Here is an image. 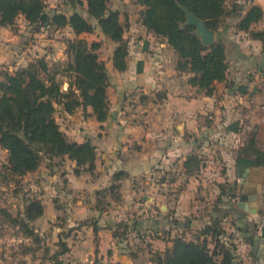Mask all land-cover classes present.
Segmentation results:
<instances>
[{
    "label": "rangeland",
    "instance_id": "374dc122",
    "mask_svg": "<svg viewBox=\"0 0 264 264\" xmlns=\"http://www.w3.org/2000/svg\"><path fill=\"white\" fill-rule=\"evenodd\" d=\"M41 1L45 5V13L50 17L55 13L69 16L76 12L94 26L93 31L75 35L69 27L57 28L53 25L40 27L36 24L32 28L23 16H17L12 27L0 26V81L3 80L5 73L13 74L17 69L30 62L42 59L47 65L48 75L54 77L63 94L69 91V86L74 90V73L67 70L71 59L67 56L66 42L67 40L82 39L89 44L92 42L100 44L96 52L98 60L105 64L109 77L108 87L114 86L115 81L112 78V73L116 74L118 71L113 65L112 58L118 43L113 42L102 33L95 19L89 16L85 4L73 8L67 0ZM253 5L260 6L263 15L257 23L251 25L250 30L264 31V0H224L225 14L218 24L217 31H214V41L218 37H222L226 51L229 48L227 76L222 85L235 93L234 87L236 86L234 85L237 84L235 83L237 78L233 76L236 73L245 75L251 82L249 85L251 90H242L243 88L239 92V89L237 90L238 94L247 96L245 99L254 102L249 106L250 109L248 108V112L252 114L245 113L249 116L248 122L250 116L264 114V70L260 71L256 67V60L260 61L261 58H264V40L255 39L250 32L238 28L240 19ZM108 8L119 12V21L124 29L123 41L127 48L126 70L128 62L134 66V60L138 56L142 59L145 58L151 67L155 66L159 56L162 58L164 67L172 68L171 66H173L175 69L176 54L167 45L164 38L155 36L146 30L142 24L144 7L138 4L137 0H108ZM161 44H164L165 47L160 46ZM235 50H239L249 59H239L233 52ZM135 66L139 71V63ZM180 75L187 76V81L191 76L188 73ZM43 76L46 77V75ZM240 84H237L238 87ZM246 85L247 83H243L242 86ZM108 87L106 89L107 97ZM131 94L138 97L137 102L132 103L133 105H138L139 101L143 102L140 92L131 91ZM155 98L158 97L155 95ZM54 108V119L69 141L75 140L69 137L64 130L70 131L69 134L74 137L80 135L85 128L80 124V117H91L97 121L90 107L85 109L79 107L72 114L66 113L61 104L55 103ZM88 109L91 110V113H87ZM249 123L250 126H242V129L250 131L249 134H245L243 145L246 144L251 134H255L256 146L264 150V118L254 128H252L253 123L251 121ZM70 127H72L71 130ZM85 140L90 139L85 138ZM220 153L219 149L211 153L204 151L199 154L201 157L195 156V163L191 162V168L195 169L193 172L202 182V185L197 189L199 209L194 215L192 213L188 219L191 226L186 233L184 230L175 236L184 235L186 239L190 240L193 236L200 235L199 232L210 226L214 220L217 221L221 233L213 239L208 237L213 241L212 248L215 244L214 241L217 240V250L221 247L228 249L232 254L233 264H264V176L251 174L253 180L261 185L245 182V180H242L241 183L230 180V170L226 167V162ZM208 156H212L214 161L207 163ZM7 158V151L0 146V264H121L120 261H109L114 259L112 254H119L121 261L133 260L137 263L136 259L150 261L154 253L164 252L156 250L154 243L149 241L154 235L142 233L147 229L148 226L145 223H148L147 220H149V217L143 216L144 213H140L147 206L141 205L145 204L144 193H138L132 200L138 209L118 214V219H112L115 224L113 223L111 227L104 226L106 232L104 234L107 237L103 234L104 237L101 238L97 234L98 227L93 225L98 219L96 212L102 213L99 219L105 218L109 214L105 215L104 212L110 209L119 211L120 209L116 208L117 204L120 205L123 200L117 203L110 200V205L100 208L96 204V190L90 191L74 185V183L80 184L83 177L89 176V174L93 175L94 171H88L86 166H76L75 162L66 156L51 158L40 153V163L37 169L18 176L12 175L5 169ZM242 161L250 162L247 159ZM76 170L79 172L78 174H76ZM216 173L221 177L220 182L216 181ZM225 175L227 179H224ZM163 176H160L163 180L173 178L172 175L164 174ZM160 177L154 174L153 183H160L158 182L161 180ZM69 179L74 181L71 182ZM228 179L230 181H227ZM180 182L175 190L177 192L184 188L182 180ZM249 197L251 200H248ZM240 200L248 203V211L237 205ZM34 202H39L42 213L30 220L27 217V208ZM92 202H94V207H92ZM164 203L168 208H171L172 206L177 207L178 202L171 200ZM158 204L160 205V203ZM148 206H153L157 212H160L155 203ZM212 213L215 214V217L212 216ZM185 220L187 219H182L183 224L186 222ZM149 223L151 222L149 221ZM101 224L103 225V223ZM113 230L116 234L115 238H117L115 249L113 245L109 244V247H106L105 242H99L100 238L108 242V231ZM149 236L152 238H147ZM62 244H66V251H63ZM100 245L103 246V249H99ZM258 248L260 253L256 256ZM78 251L82 255H79ZM220 258L218 257V260Z\"/></svg>",
    "mask_w": 264,
    "mask_h": 264
},
{
    "label": "trees",
    "instance_id": "16d2710c",
    "mask_svg": "<svg viewBox=\"0 0 264 264\" xmlns=\"http://www.w3.org/2000/svg\"><path fill=\"white\" fill-rule=\"evenodd\" d=\"M73 8L83 6L94 18L102 33L118 46L113 53V65L118 72L126 70L127 48L123 41V27L119 12L108 8V0H67ZM144 7L142 24L149 33L165 39L177 56L175 70L191 74L189 84L205 95H213L216 84L227 76V51L222 37L205 46L195 34L196 27L187 23L186 12L204 21L205 26L217 31L225 14L224 0H137ZM41 0H0V26H13L21 15L29 26L53 25L69 27L75 35L90 33L94 26L80 14L69 16L55 13L49 16ZM263 15L258 5H253L240 19L238 28L258 40H264V31H252L250 27ZM67 56L71 59L67 70L74 73V90L63 94L47 65L39 59L17 69L13 74L5 73L0 81V146L7 151L4 166L12 175H24L37 169L40 153L49 157H68L78 167H87L93 172L97 156L96 147L90 140L69 141L54 119V104H61L63 110L72 114L77 108L90 107L97 122H104L109 113L106 95L109 77L105 64L98 60V42L67 40ZM43 75H46L44 77ZM256 135L251 134L238 151L237 159H247L254 167L264 168V150L256 146ZM241 156V157H240ZM76 174L79 172L76 170ZM126 173L118 171L111 177L110 185L97 190L96 204L102 208L111 201H121L120 183ZM99 195V197H98ZM101 195V196H100ZM111 200V201H110ZM42 213L39 202L27 208L28 219ZM242 219L241 216H239ZM217 221L202 229L198 236L188 240L184 235L171 239V246L162 253H154L150 260L154 264H233L232 254L211 239L221 233ZM116 234L112 231V238ZM63 251L67 250L62 244ZM218 257H221L218 260Z\"/></svg>",
    "mask_w": 264,
    "mask_h": 264
},
{
    "label": "crops",
    "instance_id": "0c3cea01",
    "mask_svg": "<svg viewBox=\"0 0 264 264\" xmlns=\"http://www.w3.org/2000/svg\"><path fill=\"white\" fill-rule=\"evenodd\" d=\"M160 46L165 47L164 44ZM233 52L241 60L249 59L239 50ZM157 58L159 59L155 66L151 67L145 58L138 56L134 60V66L128 62L125 72L112 73L115 83L107 90L110 110L104 122L79 116L80 124L85 127L82 133L74 137L69 134L70 131L64 132L77 142L89 138L97 151L93 175L83 177L80 184L74 183L77 187L81 186L82 189L90 191L102 190L110 185L114 173L118 171L126 173V178L120 183L123 202L116 207L120 210L110 209L104 212L105 215H109L102 219H99L102 213L96 212L98 219L93 225L98 227L97 234L101 238L104 237L106 235L104 226L111 227L113 223L115 224L112 219H118V214L137 210L132 200L138 193H144L145 204L141 205L147 206L140 213H144L143 216L149 217V220L145 223L147 229L142 233L154 235L153 238L151 236L147 238L151 237L149 241L154 243V248L162 252L171 246V239L177 233L184 230L186 233L191 226L188 219L199 209L197 189L202 182L193 172L194 167L191 168V162H196V155L201 157L199 155L201 152L211 153L219 149L226 167L230 170V180L240 183L245 180L261 185L253 180L251 174L264 176V168L254 167L251 161L238 160L236 155L243 146L245 134L250 133L249 130L248 132L245 128L242 129V126H250L251 121L252 128L256 127L257 123L263 121L264 114L252 115L250 121H247L249 116L245 113H249V106L254 102L245 99L246 95L238 94L241 88L251 90L249 88L251 82L245 75L236 73L237 76L236 74L233 76L237 78L235 83H241L240 87L234 85L235 93L222 83H217L214 94L207 96L192 87L187 81V76L180 75L173 66L164 67L162 58L159 56ZM256 61L258 70H264V58ZM138 63L139 71L135 66ZM243 83H247L248 86H242ZM131 91L140 92L143 102L139 101L138 105H133L138 97L131 94ZM155 95L158 98H155ZM87 113H91V110L88 109ZM206 161L210 163L214 159L208 156ZM154 174L157 177H164V174L172 175L173 178L163 180L160 177L161 180L158 181L160 183H153ZM215 176L216 181L220 182L221 177L217 173ZM226 177L225 175L224 179ZM180 180L184 188L177 192L175 190L181 183ZM138 185L140 187H137ZM171 200L178 202L177 207L166 206L164 202L168 203ZM154 203L160 212L153 206H148ZM92 204L94 207V202ZM212 216L215 217V214L212 213ZM182 219H187L184 224ZM134 224L137 225L136 222ZM108 233V242L101 238L99 242H105L108 245L106 247H109V244L114 246L117 239L112 238V231ZM99 249H103V246L100 245ZM78 253L82 255L81 252ZM259 253L258 248L255 255L258 256ZM113 255L114 259L109 261H120L121 264H154L144 259H136L137 263L133 260L124 262L119 259V254Z\"/></svg>",
    "mask_w": 264,
    "mask_h": 264
},
{
    "label": "water",
    "instance_id": "95a60500",
    "mask_svg": "<svg viewBox=\"0 0 264 264\" xmlns=\"http://www.w3.org/2000/svg\"><path fill=\"white\" fill-rule=\"evenodd\" d=\"M187 23L196 27L195 34L199 37L201 43L210 46L214 42V32L205 26L203 20L197 18L192 13L186 12ZM248 200H251L249 197ZM237 205L248 211V203L240 200Z\"/></svg>",
    "mask_w": 264,
    "mask_h": 264
}]
</instances>
